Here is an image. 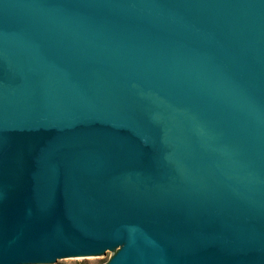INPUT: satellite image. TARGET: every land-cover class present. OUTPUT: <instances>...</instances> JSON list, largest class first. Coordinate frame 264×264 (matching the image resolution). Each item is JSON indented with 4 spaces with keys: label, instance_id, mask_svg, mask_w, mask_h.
Segmentation results:
<instances>
[{
    "label": "water",
    "instance_id": "water-1",
    "mask_svg": "<svg viewBox=\"0 0 264 264\" xmlns=\"http://www.w3.org/2000/svg\"><path fill=\"white\" fill-rule=\"evenodd\" d=\"M264 264V0H0V264Z\"/></svg>",
    "mask_w": 264,
    "mask_h": 264
},
{
    "label": "rangeland",
    "instance_id": "rangeland-1",
    "mask_svg": "<svg viewBox=\"0 0 264 264\" xmlns=\"http://www.w3.org/2000/svg\"><path fill=\"white\" fill-rule=\"evenodd\" d=\"M117 252L100 256H74L60 264H108Z\"/></svg>",
    "mask_w": 264,
    "mask_h": 264
},
{
    "label": "bare ground",
    "instance_id": "bare-ground-1",
    "mask_svg": "<svg viewBox=\"0 0 264 264\" xmlns=\"http://www.w3.org/2000/svg\"><path fill=\"white\" fill-rule=\"evenodd\" d=\"M120 264H122V263H120Z\"/></svg>",
    "mask_w": 264,
    "mask_h": 264
}]
</instances>
